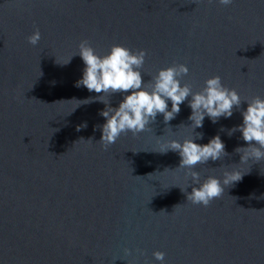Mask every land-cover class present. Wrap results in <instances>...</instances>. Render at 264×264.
<instances>
[{"label":"water","instance_id":"1","mask_svg":"<svg viewBox=\"0 0 264 264\" xmlns=\"http://www.w3.org/2000/svg\"><path fill=\"white\" fill-rule=\"evenodd\" d=\"M82 40L101 56L113 44L145 50V83L186 64L194 92L218 75L242 100L264 98V0H0V264H264V161L239 164L247 144L227 134L247 103L193 130L186 100L167 125L158 114L105 149L106 105L75 86ZM126 94L104 99L115 108ZM196 133L201 145L219 135L229 154L198 164L201 181L222 165L244 174L208 207L181 191L191 180L178 153H159Z\"/></svg>","mask_w":264,"mask_h":264},{"label":"clouds","instance_id":"2","mask_svg":"<svg viewBox=\"0 0 264 264\" xmlns=\"http://www.w3.org/2000/svg\"><path fill=\"white\" fill-rule=\"evenodd\" d=\"M218 2L228 6L233 0H218ZM40 39L39 29L27 37L28 43L32 46L38 45ZM76 55L81 57L85 67L82 78L75 86H83L89 92L99 94L96 99L106 105V108L99 113L106 122L98 126L102 131L98 142L105 149L116 143L122 134L130 132L135 136L144 132L151 123L155 122L158 114L163 115L164 123L167 125L179 114L180 105L186 100L191 109L188 119L192 123L189 127L193 130L203 127L205 117L213 123L218 122L221 117H232L234 109L240 110L241 103L246 102L247 108L241 112L242 124L229 129L227 134L231 137L233 133L239 131L247 144L246 147L234 149L235 153L240 154L239 164L264 161V98L255 96L242 100L237 90L225 86L218 75L207 78L204 87L194 92L189 83L181 82L189 73L186 64L173 63L171 66L161 68L149 82L145 83L140 71L147 56V52L143 49L133 51L126 46L113 44L109 52L101 56L87 40H82ZM71 58L61 65L68 64ZM129 92L130 94L124 95L115 108L109 106V99L107 101L104 99L116 93ZM168 101L171 102V110ZM86 127L85 122L77 126V131ZM223 130L222 128L221 131ZM202 137V133H196L195 137L185 138L182 142L170 140L159 153L166 154L169 151L178 153L180 162L175 169L183 170L186 178L191 180L189 185L191 192L186 191L189 186L181 191L185 192L187 201L193 205L208 207L213 200L222 197L226 187L239 182L244 174L231 166L222 165L220 167L224 169L222 176H208L201 181L200 173L194 170L198 164H207L209 160H222L229 155L219 135L212 137L207 144L194 142L195 139ZM88 141L92 140L88 139ZM179 205L174 206V209ZM153 256L157 261L163 262L165 259V253L161 251H155Z\"/></svg>","mask_w":264,"mask_h":264}]
</instances>
